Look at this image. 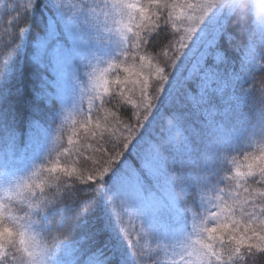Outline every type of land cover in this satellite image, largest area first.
<instances>
[{
    "label": "trees",
    "instance_id": "16d2710c",
    "mask_svg": "<svg viewBox=\"0 0 264 264\" xmlns=\"http://www.w3.org/2000/svg\"><path fill=\"white\" fill-rule=\"evenodd\" d=\"M59 12L56 0H0V199H7L8 194L26 183L49 177L47 169L57 162L75 161L82 170L93 167L89 157L99 159L94 150L102 145L110 154L120 155L115 156L103 181L97 183V190L79 181L72 189L61 190L56 213L47 217L48 223L41 229L42 238L51 242L60 234L53 225L64 216L67 226L61 230V238L66 246L61 245L57 263L83 264L104 239L110 238L126 257L127 264H139L136 253L141 251L149 264H168L164 246L168 247L169 241L160 233V228H167L162 212L172 216L169 207L180 210V217L176 219L174 215V228L189 225L186 230L196 234L199 216L212 207L220 189L228 186L227 177L237 167L245 169V156L264 152V61L248 55L240 25L230 20L226 23L227 35L207 49L202 47L200 53L197 47L202 40L192 47L196 40L193 36L184 49L187 52L192 47L189 59L184 60L181 53L176 60L180 68L175 72L170 67L174 49L165 45L183 35V26L177 23L172 28L169 24L166 32L157 37V43L148 48L155 57L153 64L165 68L169 79L162 85L164 91L159 92L157 78L150 77L148 95L154 99L152 108L145 113L143 105L137 108L120 96L124 91L125 97L140 103L138 89L129 92L116 83L127 75L124 67L134 62L129 57L130 52L136 51L133 25L124 47L115 57L116 71L109 76L108 91L93 94L92 102L82 100L68 114L59 98V84L47 56L58 44L55 38L46 44L51 22L61 32L62 39H66ZM224 23L222 14L216 25ZM216 51L223 53L226 63L217 64ZM180 61H183L181 66ZM209 73L212 77L205 83ZM106 111L116 113L117 120L131 125L130 139H118L128 137L129 131L124 123L115 121H112L115 134L109 127L104 139L85 130L86 122H103ZM166 115H173L183 129L182 144L161 143ZM153 144L160 147L156 166ZM53 187L50 184V189ZM114 201L126 205L127 209L118 210L130 235L119 230ZM135 201L143 207L150 205L155 212L148 215L149 223H140L132 215ZM16 203L26 208V204ZM16 214L23 216L24 212L16 211ZM93 227L107 228L96 244L88 240ZM157 245L159 256L149 260ZM248 264H264V254L257 253Z\"/></svg>",
    "mask_w": 264,
    "mask_h": 264
},
{
    "label": "snow or ice",
    "instance_id": "6c2138e0",
    "mask_svg": "<svg viewBox=\"0 0 264 264\" xmlns=\"http://www.w3.org/2000/svg\"><path fill=\"white\" fill-rule=\"evenodd\" d=\"M117 7L121 15L126 16L129 21L124 28L127 31H131L133 25L136 28L134 32L136 51L129 54L134 62L124 67L127 75L123 79H118L116 83L129 92L138 89L140 103L125 97L124 91L120 92V96L137 108L143 105L145 113L152 108L154 99L148 95L150 77L155 75L157 78L159 92L164 91L162 85L169 79L165 68L153 64L155 57L148 51L149 47L157 43V37L166 32L169 24L172 28H176L177 23L184 25L183 35L175 42L168 41L165 45L168 49H174L175 55L170 67L177 72L180 67H177L176 60L180 54L183 53L184 60H188V53L196 46L197 40H202L197 47V53H200L202 47L205 49L211 47L213 43L227 35L226 23L232 20L233 16L232 10L222 13L225 23L217 26L216 14L221 12L216 11L215 0H146L143 3L141 0H118ZM206 19L208 24L200 28ZM193 36H196V40L193 41L192 47L184 52ZM209 36L211 40L207 39ZM164 39L167 40V36ZM216 46L218 48V44ZM203 53L205 56L208 54L207 50ZM248 55H251L250 52ZM215 58L218 65L227 62L223 53L219 51L215 52ZM192 59H195V56ZM182 64L183 61H180V66ZM211 77L212 73L206 74L205 83ZM101 80L104 91L107 92L108 81L103 77ZM112 121L116 124L124 123L117 120L116 113L106 111L103 122L99 120L94 124L86 122L85 130L90 135H98L104 139V133L109 127L114 129L115 134V125ZM124 128L129 131V136L118 139L126 141L131 138L132 127L124 123ZM124 147H127L126 143ZM152 149L156 166L160 147L153 144ZM65 151L71 155L70 150ZM94 151L99 154V159L89 157L93 167L82 170L76 166L75 161L64 164L57 162L47 169L49 177L39 182L26 183L18 191L8 194L7 199H0V264H57V253L61 250V245L66 246L64 239L61 238V230L67 226L66 218L61 216L60 221L53 225V229L60 234L51 242L42 238L41 229L46 227L47 217L56 213L61 190L72 189L76 181L97 190V183L103 181L112 167L115 156L120 155L119 152L110 154L102 145ZM244 159L247 162L245 169L237 167L235 173L227 177L228 186L220 189L219 194L214 196L215 203L212 207L204 215L199 216L195 226V239L182 244L178 252L171 253V257L179 256V260L171 259V264H248L257 253L264 254V152L258 156H245ZM52 173L57 175L51 176ZM50 184L54 185L51 189ZM12 200L26 204L23 216L16 214V210L9 203ZM118 209H127L126 205L114 201L113 211L120 225V232L130 235ZM140 230H144L141 225ZM105 231L107 228L93 227L89 231L88 240L91 244L99 243ZM122 239L124 240V236ZM164 248L168 249L167 246ZM159 252L160 246L157 245L154 255H150L149 260L159 256ZM136 255L140 257L139 264H149V261L144 259L143 251ZM84 264H127V260L112 244L111 239L107 238Z\"/></svg>",
    "mask_w": 264,
    "mask_h": 264
},
{
    "label": "rangeland",
    "instance_id": "374dc122",
    "mask_svg": "<svg viewBox=\"0 0 264 264\" xmlns=\"http://www.w3.org/2000/svg\"><path fill=\"white\" fill-rule=\"evenodd\" d=\"M56 1L60 10L58 18L66 39H62V35H59L61 32L51 22L46 44L53 38L58 40V44L47 52V56L54 67L61 103L67 113L71 114L82 100L92 102L93 94L104 91L101 77L109 84L110 74L116 71L115 57L121 52L130 33L124 28L129 21L126 16L121 15L117 7L118 0H96L94 4L88 0ZM221 15L222 13H217L216 20ZM207 24L206 19L199 27L203 28ZM135 202L132 215L140 223H149L151 218L149 220L148 215L155 212L150 205L143 207L141 202ZM169 211L173 213L172 216L162 212V220L164 219V224L167 223V228H160V233L165 241H169L165 255L168 264H171V259L179 260V256L171 257V253L178 252L180 246L195 239L196 234L186 230L189 225L174 228V215L177 219L182 213L175 207H169ZM160 218L158 220L162 226ZM61 264L66 263L61 261Z\"/></svg>",
    "mask_w": 264,
    "mask_h": 264
},
{
    "label": "clouds",
    "instance_id": "9594fccd",
    "mask_svg": "<svg viewBox=\"0 0 264 264\" xmlns=\"http://www.w3.org/2000/svg\"><path fill=\"white\" fill-rule=\"evenodd\" d=\"M216 11L227 13L232 10V20L240 25L241 33L246 37L250 54L264 61V0H215ZM164 134L162 144H182L185 133L173 115L164 116ZM16 211L24 212L15 200L9 201Z\"/></svg>",
    "mask_w": 264,
    "mask_h": 264
}]
</instances>
